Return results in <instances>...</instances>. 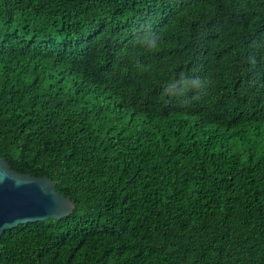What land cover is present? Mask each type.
Segmentation results:
<instances>
[{
    "label": "trees",
    "instance_id": "obj_1",
    "mask_svg": "<svg viewBox=\"0 0 264 264\" xmlns=\"http://www.w3.org/2000/svg\"><path fill=\"white\" fill-rule=\"evenodd\" d=\"M0 157V264H264V0H0Z\"/></svg>",
    "mask_w": 264,
    "mask_h": 264
},
{
    "label": "water",
    "instance_id": "obj_2",
    "mask_svg": "<svg viewBox=\"0 0 264 264\" xmlns=\"http://www.w3.org/2000/svg\"><path fill=\"white\" fill-rule=\"evenodd\" d=\"M75 208L76 203L57 190L54 179L19 173L0 157V237L21 224L62 219Z\"/></svg>",
    "mask_w": 264,
    "mask_h": 264
}]
</instances>
